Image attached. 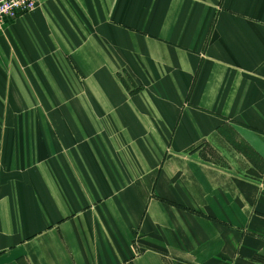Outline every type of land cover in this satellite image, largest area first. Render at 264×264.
<instances>
[{"label": "crops", "instance_id": "1", "mask_svg": "<svg viewBox=\"0 0 264 264\" xmlns=\"http://www.w3.org/2000/svg\"><path fill=\"white\" fill-rule=\"evenodd\" d=\"M0 264H264V0L6 17Z\"/></svg>", "mask_w": 264, "mask_h": 264}, {"label": "built area", "instance_id": "2", "mask_svg": "<svg viewBox=\"0 0 264 264\" xmlns=\"http://www.w3.org/2000/svg\"><path fill=\"white\" fill-rule=\"evenodd\" d=\"M41 0H0V29L6 17L16 18L21 14L35 10Z\"/></svg>", "mask_w": 264, "mask_h": 264}, {"label": "rangeland", "instance_id": "3", "mask_svg": "<svg viewBox=\"0 0 264 264\" xmlns=\"http://www.w3.org/2000/svg\"><path fill=\"white\" fill-rule=\"evenodd\" d=\"M2 30V29H1Z\"/></svg>", "mask_w": 264, "mask_h": 264}]
</instances>
